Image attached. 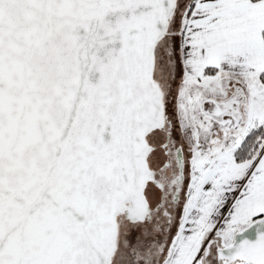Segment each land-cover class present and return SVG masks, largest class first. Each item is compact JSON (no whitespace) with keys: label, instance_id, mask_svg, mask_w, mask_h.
Listing matches in <instances>:
<instances>
[{"label":"snow or ice","instance_id":"snow-or-ice-1","mask_svg":"<svg viewBox=\"0 0 264 264\" xmlns=\"http://www.w3.org/2000/svg\"><path fill=\"white\" fill-rule=\"evenodd\" d=\"M0 264H264V0H0Z\"/></svg>","mask_w":264,"mask_h":264}]
</instances>
